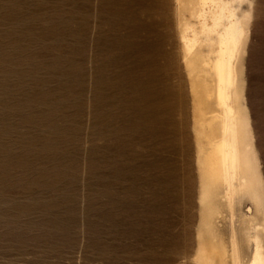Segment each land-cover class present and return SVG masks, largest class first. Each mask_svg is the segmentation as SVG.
I'll return each instance as SVG.
<instances>
[{"label": "rangeland", "instance_id": "1", "mask_svg": "<svg viewBox=\"0 0 264 264\" xmlns=\"http://www.w3.org/2000/svg\"><path fill=\"white\" fill-rule=\"evenodd\" d=\"M107 8L105 0H0V264H194L199 176L189 90L173 79L184 104L162 115L157 138H139L136 126L130 139L121 108L101 115L97 92L109 73L98 89L105 60L97 37ZM246 97L264 174V0ZM161 200L155 233L140 216L146 201Z\"/></svg>", "mask_w": 264, "mask_h": 264}, {"label": "bare ground", "instance_id": "2", "mask_svg": "<svg viewBox=\"0 0 264 264\" xmlns=\"http://www.w3.org/2000/svg\"><path fill=\"white\" fill-rule=\"evenodd\" d=\"M105 2L108 26L101 30L99 24L97 37V56L105 61L97 88H103L105 71L109 79L107 90L97 92L98 111L121 108L130 139L136 126L139 138H157L162 115L184 104L177 101L183 84L173 83L184 78L199 176L192 260L264 264V174L246 97V59L260 0ZM145 204L140 218L158 233L163 201Z\"/></svg>", "mask_w": 264, "mask_h": 264}]
</instances>
